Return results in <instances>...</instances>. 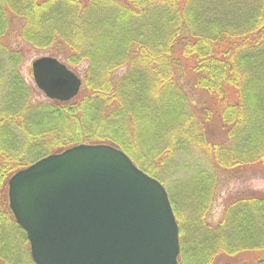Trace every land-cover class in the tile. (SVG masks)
Segmentation results:
<instances>
[{"label":"trees","instance_id":"trees-1","mask_svg":"<svg viewBox=\"0 0 264 264\" xmlns=\"http://www.w3.org/2000/svg\"><path fill=\"white\" fill-rule=\"evenodd\" d=\"M16 30L85 66L75 98L41 99L20 73ZM81 143L124 151L164 185L179 264H264V194L230 198L214 224L206 216L236 170L264 176V0H0V264H35L8 179Z\"/></svg>","mask_w":264,"mask_h":264},{"label":"water","instance_id":"water-1","mask_svg":"<svg viewBox=\"0 0 264 264\" xmlns=\"http://www.w3.org/2000/svg\"><path fill=\"white\" fill-rule=\"evenodd\" d=\"M49 100L77 96L81 78L58 58L31 62ZM8 203L35 264H179V230L164 186L109 144L52 153L8 179Z\"/></svg>","mask_w":264,"mask_h":264},{"label":"rangeland","instance_id":"rangeland-1","mask_svg":"<svg viewBox=\"0 0 264 264\" xmlns=\"http://www.w3.org/2000/svg\"><path fill=\"white\" fill-rule=\"evenodd\" d=\"M10 42L14 47H18L22 50L23 58L21 59L20 64V73L26 79V81L33 83L32 74H31V62L43 54L41 51L32 48L25 44L21 38L17 36V30L15 32V37L13 35L10 38ZM85 66L75 69V72L81 76L82 71ZM41 99H46L44 95L41 96ZM190 159L202 158L198 150H193ZM235 172V171H234ZM180 175L173 174L168 175V178L165 179L166 183L170 189H180L181 180ZM224 182L216 190L213 197L210 208L206 214L207 219L210 223H216L219 221L223 209L225 207L226 201L232 197L243 196L250 193L264 194V176L259 171H253L250 168H244L241 170H236L234 174L231 175L228 179L223 180ZM174 187V188H173ZM252 256L249 254L246 256H239L238 258H233L231 260H225L216 264H254L252 261Z\"/></svg>","mask_w":264,"mask_h":264}]
</instances>
